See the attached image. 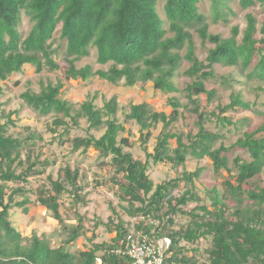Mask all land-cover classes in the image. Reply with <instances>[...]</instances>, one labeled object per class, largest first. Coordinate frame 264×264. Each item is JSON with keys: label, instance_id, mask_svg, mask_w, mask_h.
Instances as JSON below:
<instances>
[{"label": "trees", "instance_id": "16d2710c", "mask_svg": "<svg viewBox=\"0 0 264 264\" xmlns=\"http://www.w3.org/2000/svg\"><path fill=\"white\" fill-rule=\"evenodd\" d=\"M202 1L166 0L163 16L159 0H0V80L23 72L28 64L37 73L46 68L60 69V49L54 46L59 32L61 40L67 42L60 51L68 63L67 79L99 76L113 84L125 81L128 87L151 82L156 90L178 93L175 78L184 62L189 64L185 74L190 78L183 90L188 101L183 103L178 95L170 97V114L156 110L149 102L130 104L126 120L139 125L145 161L126 150L130 146L127 136L120 138L127 128L117 118L116 96L103 107L97 106L95 97L78 107L63 97L61 80L42 83L39 91L29 88L21 95L34 111L54 115L50 128L54 133L63 127L69 134L86 120L87 134L72 140L73 149L95 148L100 155L110 157L109 164L115 170L111 179L119 187L120 201L127 202L122 205L125 213L130 219L144 216L131 223L113 208L114 215L105 224L108 231L115 232L110 242H96L95 231L88 236L86 217L77 212L87 204L86 184L80 183L79 171L66 166L57 179L48 176L49 184L32 185V178L44 174L51 165L49 159L41 160L40 153L35 152L43 138L36 132L25 137L9 133L8 125L16 123L12 117L19 110L0 114V264H120L125 258L110 250L131 229L150 235L168 234L172 238L170 264H264V185L256 181L264 173V120L248 129L253 121L250 116L234 120L227 115L239 109L264 115L236 88L238 83H264V21L260 22L253 11L264 7V0H239L242 11L252 10L246 13V27L241 30L240 25H233L228 37L211 32L210 27L219 21L230 23L237 15L233 0H209L211 20L201 10ZM25 16L32 22L27 35L23 32ZM196 35L203 44H212L204 58L197 52ZM92 48L97 51V62L109 65L108 69L77 65L91 56ZM217 65L233 68L238 77L234 73L217 75ZM212 78L221 79L231 89L230 102L219 104L218 111H207L201 104L202 95L209 103L218 98L219 89L207 86ZM3 91L0 86V95ZM2 107L0 102V113ZM182 108L198 115V132L173 130ZM2 115L7 118L4 124ZM212 119L219 127L216 131L206 126ZM161 123L163 129L150 152L147 145L152 129ZM227 125L243 129L229 146L223 140ZM172 139H177L176 146H172ZM207 157L215 174L227 171L228 177L221 187L204 188L205 198L199 184L206 167L189 171L186 165L189 158ZM151 163H170L182 167L183 172L155 185L149 174ZM176 189L183 191L176 194ZM66 195L76 208V222H70L71 216L62 210ZM194 203L192 209H185ZM32 204L49 210L59 228L49 234L33 230L31 235L18 228L13 220L15 212L22 209L29 213ZM180 215H188L189 220L178 223ZM82 236L88 243L72 251ZM203 247L202 257L198 253Z\"/></svg>", "mask_w": 264, "mask_h": 264}, {"label": "rangeland", "instance_id": "374dc122", "mask_svg": "<svg viewBox=\"0 0 264 264\" xmlns=\"http://www.w3.org/2000/svg\"><path fill=\"white\" fill-rule=\"evenodd\" d=\"M166 0H159V10L163 16L165 14L164 5ZM232 6L237 12L236 16L231 18L230 23L219 21L218 23H212L210 30L213 33H221L223 36L228 37L231 35V29L233 25H240L241 30L246 27V13L239 7V0H233ZM201 10L208 14L211 20V2L209 0H203L200 3ZM255 14L258 16L260 22L264 21V7H256L253 9ZM32 27V22L25 16L23 32L27 35ZM196 43L198 47V54L201 58H204L212 44L208 41L203 44L201 38L196 35ZM54 46H57L60 51L66 46L67 42L61 40L60 32L54 37ZM59 51L58 61L61 63V67L58 70L44 69L41 73H37L36 69L32 65H25L23 72L13 73L7 80H0V86L3 87V92L0 95V102L3 104L2 111L0 114H8L10 111L19 110L17 114L13 115V119L16 121L15 124H9V133L15 136L25 137L31 133H38L42 136L40 144L35 148V152L40 153L41 160L47 158L50 160L51 165L47 167L44 174L32 178V185L39 186L42 183H48V176L52 175L54 179H57L66 166H70L73 170L77 169L80 175V183L86 184L85 192L87 193V204L81 205L77 208V212L86 217V226L89 229L88 236H91L93 231L98 234L96 242L111 241V238L115 236V232H110L107 229L106 223L109 222L110 216H113V208H115L124 219L129 220L130 217L123 209V206L127 205V202H121L118 196L119 187L111 179L114 176L115 170L109 164L110 157H104L100 155L99 151L95 148H89L87 151L74 150L73 139L76 136L87 134L88 123L86 120H81L79 127L71 129L69 134H66L64 128H58L57 132H52L54 115H41L34 111L25 100L22 98V93L27 91L29 88L39 91L42 83L49 81L54 84L58 81H63V97L69 99L71 102L76 103L79 107L82 102L88 98L95 97V103L98 107H103L104 104L109 101L113 96H116L119 101V112L117 118L120 122H123L127 128V131L121 134L120 138L125 135L129 138L130 146L126 147L127 151L133 153L135 158L145 161L146 151L144 145H142L140 139L139 125L135 122L126 120V113L129 111L131 103L149 102L156 110L165 111L168 114L172 112V107L169 103V98L173 95L181 97L183 103L187 102L188 99L183 91L187 86L190 78L185 74V70L188 67V63L184 62L178 75L175 78L176 84L179 88L178 93L163 92L156 90L151 82L142 85L139 83L134 87H128L124 84L125 81H121L118 84H113L99 76H93L88 80L82 79H67L65 71L68 68V63L63 60V52ZM60 58V59H59ZM86 64H91L94 70L99 68L108 69L109 65H101L97 62V51L95 48L91 49V56L83 58L77 63L79 67ZM217 75H229L234 73L238 77V74L233 68L224 67L221 65L216 66ZM209 89L218 88V98L209 103L207 96L202 95L201 104L207 111H218L219 104H227L230 102L231 89H228L222 84L221 79H210L207 81ZM264 83L250 82L237 84V90H240L244 94L245 100L255 103L254 108L260 110L264 114ZM182 115L180 119L174 124L173 130L178 132H198L199 126L197 125L198 115L185 108H182ZM227 115L233 116L234 120H238L243 116H250L252 118V125L248 129H254L263 120L264 115H255L249 111L236 110L227 113ZM1 123L7 122V118L1 116ZM215 119L206 122V126L209 130L216 131L219 127L216 126ZM163 129L162 123L156 128L152 129V137L148 143V150L154 151V147L157 143L158 136ZM104 130L97 131L96 135L100 136ZM226 137L224 142L227 146L236 142V140L242 135L243 129H237L234 125H227L224 129ZM63 135V136H62ZM172 146L177 145V139L171 140ZM220 145V141L218 145ZM239 151H236V154ZM243 155L245 153L243 152ZM205 166L206 169L203 172L202 180L200 181L199 187L201 188V194L206 198L204 188H209L214 185L221 187V182L228 177L227 171H222L220 175L215 174L212 169V161L210 158L203 160H196L189 158L187 161L186 169L189 171H195L198 167ZM183 172L182 167L175 168L170 163H151L149 167V174L154 180L155 185L163 183L169 179L176 177ZM256 181L264 185V173L260 174ZM183 190L176 189L174 192L177 194ZM71 197L66 195L62 201V210L64 213H68L71 216L70 222H76V208L72 206ZM196 203L189 205L185 209L188 211L195 206ZM115 219L118 217L115 215ZM14 224L18 228H22L27 234L31 235L33 230L39 234L46 232V234L53 233L56 228H59V223L54 220L52 214L45 207L40 204H32L30 206L29 213H24L22 209H18L14 214ZM189 220L188 215H180L178 223L185 224ZM101 222L98 227H95L97 222ZM113 227V226H112ZM178 227V225H176ZM94 228H98L94 230ZM55 243V242H54ZM59 241L56 242V244ZM85 243L88 240L82 236L79 240L71 247L72 251L83 249ZM208 244V241L204 244ZM197 247V245H193ZM203 249H200L199 256L203 255ZM205 258V257H204Z\"/></svg>", "mask_w": 264, "mask_h": 264}, {"label": "built area", "instance_id": "2783aa9c", "mask_svg": "<svg viewBox=\"0 0 264 264\" xmlns=\"http://www.w3.org/2000/svg\"><path fill=\"white\" fill-rule=\"evenodd\" d=\"M143 218L144 216L129 219V222L135 223ZM151 222L159 224L158 220ZM171 247L172 238L168 234L150 235L142 229H131L110 252L125 258L120 264H170L168 260L172 255Z\"/></svg>", "mask_w": 264, "mask_h": 264}]
</instances>
